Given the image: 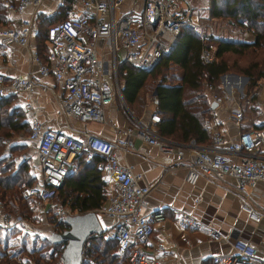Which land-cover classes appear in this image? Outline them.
<instances>
[{
  "label": "built area",
  "instance_id": "2783aa9c",
  "mask_svg": "<svg viewBox=\"0 0 264 264\" xmlns=\"http://www.w3.org/2000/svg\"><path fill=\"white\" fill-rule=\"evenodd\" d=\"M43 1L2 0L5 7L14 12L22 11L29 4L34 9L17 26L1 25L0 40L26 45L38 30L37 10ZM123 1L72 0L75 6L69 15L58 17L46 26V57L31 49L30 61L35 64V70L8 79L0 71V96L24 94L22 106L28 110L29 121L26 138L36 144L37 170H30L35 179L23 184L21 191L44 209L57 194L75 154L84 150L85 158L93 160L95 168L111 186L105 190V202L99 207L114 220L103 230L104 235L115 242L118 253L128 252L127 264H157L154 251L164 249V244L157 243L153 250L144 246L153 230L152 221L142 211L151 184H142L141 174L122 162L119 154L131 148V129L116 127L118 133L123 130V135L117 134L113 140L86 129L73 128L81 133L76 136L63 127L45 125L34 108L31 95L36 85L45 87L41 77L52 75L61 86L59 103L64 116L81 122H107V106L115 97L122 98V82L117 76L119 59L138 68L150 66L162 49L174 41L183 25L196 24L192 18L193 0H140L139 7L126 10L121 7ZM201 55L204 60L213 57L206 47L201 49ZM206 90L217 102L226 98V94L216 93L211 83L206 84ZM229 117L239 125L242 109L238 104L230 107ZM159 119L155 110L149 112L147 120L135 118L136 134L147 143L167 152L175 151L179 156L184 148L188 149L185 179L189 183H194L201 175L221 180L230 178L239 207L249 218L258 221L262 212L250 200L247 187L254 186L257 181L264 182V126L240 129L231 137L217 128L219 119L211 117L210 138L201 142L194 138L178 140L160 133L156 126ZM66 125L69 126L67 121ZM21 157L26 158L28 154L22 153ZM49 206L54 208L55 219L39 226L23 215L5 210L0 201V228H15L19 236L49 233L52 225L72 211L57 201ZM171 210L179 226L205 228L213 239L222 236L214 226L190 211L177 206H172ZM163 216L160 208L152 212L155 219ZM88 250L89 239L86 238L81 258L91 262ZM21 253L18 251L13 257L30 259ZM211 259L219 264H264V258L257 256L255 243L237 236L232 241V251L218 253ZM64 263L61 260L55 264Z\"/></svg>",
  "mask_w": 264,
  "mask_h": 264
},
{
  "label": "crops",
  "instance_id": "0c3cea01",
  "mask_svg": "<svg viewBox=\"0 0 264 264\" xmlns=\"http://www.w3.org/2000/svg\"><path fill=\"white\" fill-rule=\"evenodd\" d=\"M68 1L72 4V0L43 1L37 10L39 18L38 30L29 38L26 45H21L17 42L7 43L0 40V71L7 79L16 75H24L31 69L35 70V64L30 61L31 49H36L41 57H46V36L44 32L43 34L40 32V23L44 21L48 22L57 12L62 13ZM130 2L131 0H129ZM74 6L75 3L68 11L71 12ZM33 9V6L29 4L22 11L14 12L8 10L2 0H0V26L19 25L22 18L32 14ZM126 9H129V7ZM208 17L216 16H212L209 12ZM196 24L192 25L194 30L200 35L205 36L206 34L201 32L200 24L198 26ZM228 29L230 28H218L216 32H212L211 34L216 36V33L226 32ZM229 31L238 34L241 32V38L252 39V33L241 26H238L236 29L232 28ZM235 33H231L232 36L230 37H236L233 35ZM120 60L122 58L119 59L118 64ZM179 77H177L176 81L179 80ZM148 78L144 80L143 84L137 90L134 99L129 103L130 106L128 107L130 109H128L131 110L133 117H127L124 111L120 110V106L116 103L115 97L113 102L106 108L107 122H81L74 118L64 116L60 110L59 103L61 86L59 81L52 75L41 77V82L45 87L36 85L31 95L34 108L45 125L63 127L65 131L76 136H81V133H77L73 128L86 129L113 140L117 134L123 135V130L118 133L116 127L131 129L133 133L131 136V148L125 152L120 151L119 154L122 162L128 164L133 171L141 174L140 182L142 184H151L142 211L152 221L153 230L150 239L144 243V246L153 250V247L157 243L161 242L164 244V249L154 251V255H156L158 260L157 264H219L212 261V256L218 253L232 251V241L236 236L253 241L257 248V256L264 258V182L257 181L254 186L247 187L250 200L262 212V216L258 221L249 218L239 207V198L233 190L231 185L233 181L230 178L221 180L207 175H201L194 183L187 182L185 174L189 155L188 149L184 148L182 156H179L175 151L167 152L161 150L156 145L147 143L136 134L138 127L134 117L147 120L149 112L156 107L154 90L151 91L150 97L147 95L144 100H141L144 98L145 92H143V87L149 80ZM225 78L223 79L224 83L230 85L231 88H235L233 90L231 89L233 92L232 95L230 92L228 94L225 93L226 98L224 101L217 102L211 99L209 92L205 91L207 98L210 100V109L205 116V124L209 134H211L213 129L209 121L211 117L218 118L217 128L225 135L231 137L235 136L240 129L264 126V75L258 77L255 80V84L251 87L247 86L248 76L246 78L247 81L244 83H242L243 81L240 75L235 78L234 82H230V80L225 81ZM240 83L242 85L238 88ZM4 97H7V101L0 104V117L4 111L11 110L12 106H16L22 113L20 121L28 122L29 131L28 110L22 106L24 94L18 96L6 95ZM122 99H124L123 96ZM212 101H215L213 106L211 105ZM235 104H238L242 109V117L239 125L235 124L229 117V109ZM66 121L69 126L66 125ZM0 123L2 124L1 119ZM21 128L19 127V129ZM1 141L3 142V139ZM13 141L10 139L8 144H12ZM4 142L6 143V140ZM26 143L32 144L33 141L26 138ZM71 164L77 165L76 160L74 159ZM28 172L30 173V170ZM103 178L105 180L104 189L107 190L111 186L107 184L104 176ZM59 202L70 207L73 213L80 212L71 206L68 199L65 201L59 200ZM104 202L105 199L102 204ZM172 206L190 211L206 223L214 226L222 236L218 239H213L208 235L205 228H186L179 226L174 219L171 210ZM159 208L164 213V216L155 219L152 217V212ZM93 210L96 211L103 230L113 224V218L100 211L99 207L93 208ZM103 230L101 233H103ZM2 235L3 229L0 228V247L3 248ZM95 235L92 234L88 239L90 240ZM98 237L95 240L93 254H98L97 248L102 245L104 240L106 242L108 240L113 242L104 233ZM18 251H21L22 255L26 252L24 250ZM112 253L114 254L113 257L97 256V261H83L82 264H127L128 252L121 254L112 250ZM61 260L63 259L60 256L57 263H60Z\"/></svg>",
  "mask_w": 264,
  "mask_h": 264
},
{
  "label": "trees",
  "instance_id": "16d2710c",
  "mask_svg": "<svg viewBox=\"0 0 264 264\" xmlns=\"http://www.w3.org/2000/svg\"><path fill=\"white\" fill-rule=\"evenodd\" d=\"M211 3L210 13L212 16L233 19L236 25L248 29L252 33V39L222 37L212 34L202 36L191 25H183L174 41L162 49L161 54L150 66L138 68L124 59L120 60L118 64V72L123 79L121 93L127 103L134 99L137 90L147 77L155 78L159 75L152 88L156 97L154 110L160 115L156 126L160 133L180 140L190 138L201 142L209 140L211 134H209L205 124V116L210 109V100L205 94L207 91L206 84L211 83L216 88L220 74L231 68V64L224 57V53L239 54L248 49H256L252 51H257L260 47L264 48V0H211ZM63 10L61 13L63 15L60 17L69 15L67 6ZM50 22L51 20L47 22L46 26ZM213 43L215 47L214 56L209 60H204L201 49L203 47L211 48ZM262 61L264 59H259L258 56L254 59L255 64H262ZM173 64L181 69L179 80L176 82L167 80V72L170 71V66ZM243 65L239 70L247 73V86L251 87L258 77L264 75V72L259 71L251 74L247 66ZM4 96L6 95L0 96V104L7 101V97ZM21 117L22 113L16 106H12L11 110L4 111L0 117L2 120V124L0 123V201L3 206L7 205L5 206L7 210L15 213L18 210L15 211L16 209L10 207L9 203L6 202V199L9 200L7 195L13 194L17 198L25 197L31 201L32 199L21 191V187L23 184L33 182L35 176L31 174L32 176L30 175L26 181H22L21 173L28 172L26 170L28 163L23 160L14 169L9 170L12 161H4L1 149L5 143L3 126L10 131L18 129L22 127L21 122H24L20 121ZM74 159L77 165L69 164L67 173L57 188V194L59 193L62 201L68 199L71 206L80 212L100 207L105 199V180L102 174L95 168L93 160L85 158L84 150L76 153ZM54 227V230L61 231L67 225L61 219L54 224ZM13 231L17 232L13 228L6 230L1 236L3 248L0 247L2 250L0 251V264H51L55 261V257H60L63 242H52L49 239V233L37 234L33 237L27 233L20 239L16 238L17 241L14 242L17 243L13 244L9 242L8 238V235H11ZM102 234L98 233L89 240L88 254L92 261H97V256L113 257L112 250L116 251L114 241L113 243L110 240L107 242L104 240L102 245L97 248L98 254H93L95 240ZM18 250H26L30 259L19 260L14 258L13 254Z\"/></svg>",
  "mask_w": 264,
  "mask_h": 264
},
{
  "label": "rangeland",
  "instance_id": "374dc122",
  "mask_svg": "<svg viewBox=\"0 0 264 264\" xmlns=\"http://www.w3.org/2000/svg\"><path fill=\"white\" fill-rule=\"evenodd\" d=\"M72 2V1H71ZM125 3V4H124ZM194 3V7H193V11H192V18L195 20V22L197 23L196 25L198 26V24H200V29L201 32L205 33V34H211L212 32H216V30L218 28H222V27H227V28H237L238 25L235 24V21L233 19H228L226 17H208L209 12H210V8L212 6L211 0H193ZM67 4V8L71 9V7L74 5V2H72V4L70 3V1L66 2ZM140 6V0H131V2L129 3V0H124L122 2V9H126L127 7L132 9H135L137 7ZM135 7V8H134ZM118 8H116L117 10ZM63 13V11H62ZM60 12H57L56 14H54L49 20L48 22L54 19H57L58 17L62 16L63 14H61ZM196 18V19H195ZM47 22H41L40 23V32H44L45 26H46ZM195 25V26H196ZM228 29L226 32H221V33H216V36H222V37H230L232 36L231 33H235V32H230ZM236 37H241L242 34L241 32L235 33L233 34ZM214 56V43L213 46H211V48H209ZM252 50H256V49H252ZM251 49H248L242 53L239 54H235V53H231V52H226L224 53V57L227 58L228 62L231 64L230 65V69L224 71L226 74L228 73H236L240 76L242 75H246L247 73L239 70L241 68V66H247V68L250 70L251 74H255L259 71L264 72V61H262V64H255L254 63V59L256 56H258L259 59H264V48H259V50L257 51H252ZM180 68L177 65H171L170 66V71L167 72L168 74V81L171 82H175L177 80V77L180 76ZM118 78L120 79V83L122 82V78H121V74L120 72L117 73ZM159 75H157L155 78L153 77H149L147 83H145L144 85V98H142L141 100L145 99V96L147 97V95L150 97V93L152 91L153 85L155 80L158 78ZM225 81L230 80V82H234L235 78L232 77L230 78L229 75L225 78ZM248 79V78H247ZM247 79H243L244 81L242 83H244L245 81H247ZM242 83H240L238 85L239 86L242 85ZM235 87H232L231 89L233 90ZM215 92L216 93H227L228 91L226 89V87L224 86V82L223 80L220 78V76L218 77V85L215 88ZM116 103L120 106V110H123L125 115L129 118L133 117V114L131 112V110H129L130 108L128 106H130L129 103H127L124 99L122 98H117L115 99ZM129 108V109H128ZM135 119V117H134ZM21 124L23 125L21 129H13L12 131H10L9 129H6L5 126H3V138L6 140V143H4L2 152H3V158L5 162H9L12 161V166H10L11 170L12 168L14 169V167H16V164L19 162H22L23 160L28 163L27 169L26 170H31L33 169L34 171L37 170V165H38V161H37V156H36V144L35 142H33L32 144L26 143V138L25 135L28 131V122L24 121L23 123L21 122ZM174 138V137H173ZM12 139L14 140L12 144H8V141ZM176 139V138H174ZM25 153L28 154V157L23 158L21 157V154ZM30 168V169H29ZM21 178L22 181H26L27 178L30 177V175H35L33 174L32 171H30V173H28L27 171H24L21 173ZM31 175V176H32ZM23 176V177H22ZM15 187V186H14ZM8 194V193H7ZM6 194V195H7ZM9 197V200L6 199V196L4 197L6 199V202L9 203V206L13 207L14 209H16L15 212H12L11 210H8L10 213L12 214H20L23 215L27 220L29 221H34L35 223H37L39 226L44 225L46 221L48 222H52L55 219V214H54V208L53 206H49L50 204L53 205L54 202L57 201V203L59 202V200H61V196L58 194H56L53 198L52 201H50L49 203L45 204L44 209L42 208V205L40 204H36L33 203L32 201H30V199H27L25 197H15L13 194L11 196L7 195ZM103 203V202H102ZM7 206V205H5ZM4 207L5 210H7ZM71 213H73V210L71 211ZM53 215V216H52ZM43 220V222H42ZM51 224V223H50ZM53 229H55L54 225H52ZM6 230H3V233ZM23 236V235H22ZM32 236V235H30ZM35 236V235H34ZM33 237V236H32ZM9 238V242H12L13 244L17 243L14 242L17 239H20L21 236H19L18 234V230L17 232L13 231L11 233V235H8ZM17 241V240H16ZM40 242V241H38ZM11 243V244H12ZM10 244V246H11ZM44 248H46L44 246ZM9 250V248L7 249V251ZM26 251V250H24ZM25 255L29 256L30 255L27 253V251L25 252ZM24 256V255H22ZM55 261L51 262L52 263H57L59 257H55Z\"/></svg>",
  "mask_w": 264,
  "mask_h": 264
},
{
  "label": "water",
  "instance_id": "95a60500",
  "mask_svg": "<svg viewBox=\"0 0 264 264\" xmlns=\"http://www.w3.org/2000/svg\"><path fill=\"white\" fill-rule=\"evenodd\" d=\"M225 75V72L221 73L220 78L223 80ZM228 75L230 78L238 77L236 73H228ZM241 78L244 81L247 76L242 75ZM224 86L228 92L231 91V86L225 83ZM214 104L215 101H212L211 105L213 106ZM63 220L67 227L61 231L52 230L49 232V239L54 243H64L60 256L66 264H81L83 262L81 258V247L84 240L92 234L101 233L103 230L97 213L93 209L75 212L65 215Z\"/></svg>",
  "mask_w": 264,
  "mask_h": 264
},
{
  "label": "bare ground",
  "instance_id": "6f19581e",
  "mask_svg": "<svg viewBox=\"0 0 264 264\" xmlns=\"http://www.w3.org/2000/svg\"><path fill=\"white\" fill-rule=\"evenodd\" d=\"M226 75H228V74H226ZM226 75L223 77V79L226 77ZM239 76V75H238ZM223 82H224V80H223ZM230 86V85H229Z\"/></svg>",
  "mask_w": 264,
  "mask_h": 264
}]
</instances>
